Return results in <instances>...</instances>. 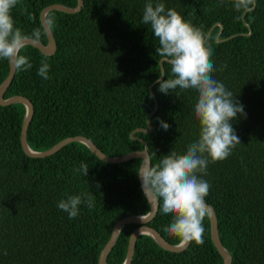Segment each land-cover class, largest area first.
<instances>
[{"label": "trees", "instance_id": "16d2710c", "mask_svg": "<svg viewBox=\"0 0 264 264\" xmlns=\"http://www.w3.org/2000/svg\"><path fill=\"white\" fill-rule=\"evenodd\" d=\"M147 2L82 0L75 13L45 14L47 24L54 18L49 28L54 52L44 55L25 44L21 54L32 68H14L3 93V98L21 95L32 104L25 134L31 150H45L74 135L88 138L107 156L142 149L129 132L146 128L145 118L153 107L147 87L160 73L158 41L142 24ZM152 2H163L166 9H175L205 35L208 32L213 78L243 105L246 116L238 114L230 121L241 143L227 159L210 163L202 178L210 185L205 200L214 212L218 239L230 255V264H264V0H256L253 11L240 20L230 0ZM52 3L73 7L76 0H20L11 13L15 26L29 38L33 29L43 31L39 12ZM215 23L221 26L217 40ZM37 41L45 44L44 31ZM45 60L50 65L46 80L37 75ZM161 66L164 78H169L170 66ZM7 69V62L0 60V83ZM158 87L156 82L150 88L157 105L149 118L150 132L132 134L145 141L152 164L173 151L183 154L198 138L194 90L178 99ZM23 112L20 103L0 105V264H97L113 224L148 211L137 178L140 158L105 163L79 142L48 156H27L19 145ZM160 120L168 123L167 130ZM81 163L89 167L85 177L73 172ZM81 193L93 195L94 207L89 210L82 204L77 217L69 219L57 203ZM169 220L156 207L147 225L176 244L179 240L164 231ZM203 226V244L189 242L178 252L160 248L148 235H138L130 264H221L210 241L207 216ZM135 227L131 223L121 227L105 264L122 262Z\"/></svg>", "mask_w": 264, "mask_h": 264}, {"label": "clouds", "instance_id": "9594fccd", "mask_svg": "<svg viewBox=\"0 0 264 264\" xmlns=\"http://www.w3.org/2000/svg\"><path fill=\"white\" fill-rule=\"evenodd\" d=\"M19 3L20 0H0V60L11 63L18 71H27L32 64L27 56L21 54L25 48V36L15 26L11 14ZM230 4L237 13L236 19L240 20L253 11L256 0H230ZM53 24L54 18L50 17L48 27ZM142 24L150 27L158 41L155 53L160 62L170 66L169 78H164V72L158 74V90L164 94L172 93L178 99L189 90L196 93L193 114L198 122V138L187 145L183 154L173 151L163 155L158 163L140 165L137 174L145 196L150 195L155 201L160 215L170 218L164 231L176 237L181 245L188 242L201 245L203 222L209 211L205 198L210 189L202 177L207 174L210 163L227 159L235 146L241 143L230 121L235 120L238 114L246 116V113L223 82L213 78V49L199 28L185 21L175 9H166L163 2L153 4L152 0L144 5ZM42 35V29L35 28L31 38L39 40ZM49 68L47 61H42L37 75L49 79ZM159 124L164 130L169 128L163 120ZM88 168L87 164L81 163L78 168L74 167L73 172L85 177ZM82 204L91 210L94 207L93 195H68L58 201L57 207L66 212L69 219H74Z\"/></svg>", "mask_w": 264, "mask_h": 264}, {"label": "water", "instance_id": "95a60500", "mask_svg": "<svg viewBox=\"0 0 264 264\" xmlns=\"http://www.w3.org/2000/svg\"><path fill=\"white\" fill-rule=\"evenodd\" d=\"M81 6H82V0H76V4L73 7H68V6H64L62 4H57V3H52V4L44 6L39 12V21H40V24L43 28L44 34H45V38H46L45 44H42L39 41L32 39V38H29V37H25L24 44H27V45H30V46L36 48L40 53H42L44 55H51L55 50V42L53 40L51 31H50L48 24L46 22L45 14L50 10H57V11H61L64 13H75V12L80 10ZM214 25L218 26V31L214 37L217 40V36L221 30V26L219 23H215V24H213V26ZM207 34H208V32L206 33V35ZM206 35H205V37H206ZM158 64H159V71L163 72L160 60L158 61ZM7 66H8V69H7L6 76L4 77V79L0 83V105L7 106L9 104H14V103H20L23 105L24 112H23V117H22L21 124H20V130H19V145H20L22 152L25 155L30 156V157H44V156L51 155L52 153L59 150L61 147H63L64 145H66L70 142H79V143L83 144L84 146H86L87 149L92 154H94L98 159H100L101 161H103L105 163H119V162L127 161V160L132 159V158H140V163H139L138 170H137V172H138L140 165H142L146 162H149L148 153H147V145H146L145 141L140 139V138L133 137L132 134L135 132H142V133H149L150 132L149 118L154 113L156 106H157L156 102L153 98V95L150 92V88H151V85L153 83H156L158 77L151 84H149L147 87L148 94H151L150 96L153 99V107H152V110L147 114V116L145 118L146 128L138 127V128H134L133 130H131L129 132V137L135 138L137 141H139L143 146L142 149L132 150V151H129V152L124 153V154L119 155V156H107L104 153H102L95 146V144L91 140H89L88 138H86L82 135H74V136H68V137L62 138L61 140L57 141L55 144H53L52 146H50L49 148H47L45 150L33 151L27 146L26 140H25L26 128H27L28 123L30 122L32 112H33V107H32L30 100L24 96H21V95H12V96H9L7 98H3V93L11 81V78H12L13 73H14V68H15L9 62H7ZM137 178H138L140 189L142 191L141 181H140L138 174H137ZM142 193H143V191H142ZM143 195H144V197L147 201V204H148V211L142 215L125 216V217L117 220L113 224L107 241L104 243V245L102 246V248L100 249V251L98 253L97 264H105V259H106L107 253L109 252L111 247L114 245L119 230L121 229V227L123 225L130 224V223L136 224V227L133 228L128 235L125 255H124V258L120 264H130L132 254H133L135 239L140 234L148 235L151 239L154 240V242L160 248H162L164 250L171 251V252H178V251L184 250L187 247L189 242L185 243L183 245H181L180 241L176 244H169L168 242H166L162 238V236L155 229H153L152 227L147 225V223L151 220V218L153 217V215L156 211L157 204L155 203V201L152 200L150 195L145 196L144 193H143ZM207 206H208V210H209L207 218H208V223H209L210 241L222 259L221 264H230V260H231L230 255L225 250V248L221 245V243L218 239L216 219L214 216V212L208 204H207Z\"/></svg>", "mask_w": 264, "mask_h": 264}]
</instances>
